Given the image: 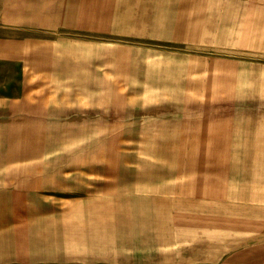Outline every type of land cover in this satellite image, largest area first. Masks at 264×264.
Masks as SVG:
<instances>
[{
  "label": "crops",
  "instance_id": "obj_1",
  "mask_svg": "<svg viewBox=\"0 0 264 264\" xmlns=\"http://www.w3.org/2000/svg\"><path fill=\"white\" fill-rule=\"evenodd\" d=\"M5 1L24 90L0 97V264L264 244V0Z\"/></svg>",
  "mask_w": 264,
  "mask_h": 264
},
{
  "label": "rangeland",
  "instance_id": "obj_2",
  "mask_svg": "<svg viewBox=\"0 0 264 264\" xmlns=\"http://www.w3.org/2000/svg\"><path fill=\"white\" fill-rule=\"evenodd\" d=\"M4 1V2H3ZM261 2V0H258V4ZM5 8H3L2 4H5ZM256 3V0H255ZM8 2L5 0H0V11H2V13L0 14V97L2 96H8V94L10 93H22V90H24L23 87H21L19 84L15 85L14 84V70H12L11 68V63H10V56H9V50L10 46L13 45V47L17 46V47H24V45H19L10 43V39L9 37V8H11V6H7ZM15 9V8H14ZM13 9V10H14ZM16 30V29H13ZM20 32V33H19ZM15 33V31H14ZM22 34V36H25L27 34L30 33H26V31L24 30H17V32L15 33V35H20ZM13 76V77H12ZM18 78V76H17ZM20 80L17 79L16 83H19ZM56 87H51L49 88V90L51 92H55L56 91ZM54 95H56V93H54ZM61 106L63 104H60ZM68 104H64L65 107H67ZM53 110H56V108L59 106V104H53ZM71 106V104H70ZM65 112V116L66 117H70L72 114L70 113L69 110H67V108H65L64 110ZM63 121H65V123L69 122L70 118H65L62 119ZM57 137V136H56ZM93 144V140H91L90 145L88 146V148L93 149V147L91 146ZM223 264H264V244H261L260 242H258V244L256 246L254 245H248V246H242L241 250H240V255L236 256L234 260H230V261H226Z\"/></svg>",
  "mask_w": 264,
  "mask_h": 264
}]
</instances>
